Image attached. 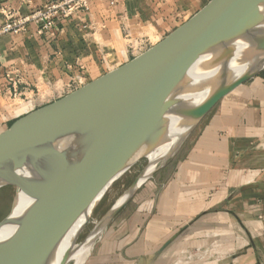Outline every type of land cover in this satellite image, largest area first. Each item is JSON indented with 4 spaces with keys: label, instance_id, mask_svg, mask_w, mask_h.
Wrapping results in <instances>:
<instances>
[{
    "label": "crops",
    "instance_id": "0c3cea01",
    "mask_svg": "<svg viewBox=\"0 0 264 264\" xmlns=\"http://www.w3.org/2000/svg\"><path fill=\"white\" fill-rule=\"evenodd\" d=\"M52 1L0 0V7L26 15ZM210 1L91 0L85 14L60 20L51 33L31 25L3 36L0 133L32 103H53L74 80L88 84L137 57L129 43L158 44ZM202 122L109 224L87 264H264V71Z\"/></svg>",
    "mask_w": 264,
    "mask_h": 264
},
{
    "label": "water",
    "instance_id": "95a60500",
    "mask_svg": "<svg viewBox=\"0 0 264 264\" xmlns=\"http://www.w3.org/2000/svg\"><path fill=\"white\" fill-rule=\"evenodd\" d=\"M262 6L264 0H211L158 44L1 132L0 190L14 188L16 198L0 222V264H53L61 253L64 264L74 233L137 163L136 154L145 146L152 149L177 98L198 92L230 64L231 55L219 52L245 37L260 39L264 49ZM263 71L259 64L242 79L220 81L194 117L188 137L225 96ZM188 137L141 184L140 176L131 194L97 224L100 239ZM70 139L80 147L72 157L66 150L54 152L56 144ZM19 195L29 201L20 209Z\"/></svg>",
    "mask_w": 264,
    "mask_h": 264
},
{
    "label": "bare ground",
    "instance_id": "6f19581e",
    "mask_svg": "<svg viewBox=\"0 0 264 264\" xmlns=\"http://www.w3.org/2000/svg\"><path fill=\"white\" fill-rule=\"evenodd\" d=\"M264 12V6L261 7ZM260 39L258 38H240L233 39L228 43L229 49H223L220 51L221 56L231 55V62L228 66L220 70L218 76L212 81L206 84L198 92L183 93L177 98L176 103L168 111L164 118V128L154 139L152 146H145L136 155L133 162H137L145 157L150 158V163L143 171V174L139 178V184L147 180L157 169L158 166L164 164L177 150L181 143L188 137L191 129L193 128V120L198 111L203 106V103L210 97L215 86L225 78L230 80H239L246 77L245 73L252 67L264 64V49L259 47ZM200 62L197 64V66ZM73 140V139H72ZM66 140L62 141L54 146V152L68 151V155L72 157L74 151H77L80 147L74 141ZM81 154H79L80 156ZM78 156V157H79ZM132 192V191H131ZM128 191L119 201L122 203L130 194ZM29 203L28 199L19 195L17 198L18 208H24ZM89 223L87 220L83 223L77 231L74 233L71 241L68 243V252L63 261L64 264H68L70 257L74 254V264H85L92 255L98 241L101 236V229L99 226L93 230L88 239L81 245H77L76 242L82 232L85 230ZM83 249L79 254L77 251ZM62 253L55 257L53 264H61Z\"/></svg>",
    "mask_w": 264,
    "mask_h": 264
},
{
    "label": "built area",
    "instance_id": "2783aa9c",
    "mask_svg": "<svg viewBox=\"0 0 264 264\" xmlns=\"http://www.w3.org/2000/svg\"><path fill=\"white\" fill-rule=\"evenodd\" d=\"M109 1L113 3L118 2V0ZM90 2L91 0H53L42 7L33 9L26 15L7 6L0 7V15L5 20L4 24L0 26V39L5 35H18L26 32L31 25H35L38 28L40 35L51 33L56 29L60 20L71 19L75 16L85 14L89 10ZM147 43H149L147 40H140L138 43L135 41V43H130L129 48L132 54L140 51L145 52L149 49H147ZM145 48L146 50L144 51ZM84 85H86L85 81L79 78L68 85L64 89V92L69 94ZM18 86V82L13 84L14 96L18 94ZM28 103H32V101ZM31 110L35 109L32 108Z\"/></svg>",
    "mask_w": 264,
    "mask_h": 264
},
{
    "label": "rangeland",
    "instance_id": "374dc122",
    "mask_svg": "<svg viewBox=\"0 0 264 264\" xmlns=\"http://www.w3.org/2000/svg\"><path fill=\"white\" fill-rule=\"evenodd\" d=\"M140 40H146V39H138L137 43ZM149 42V40H147ZM156 39H154L152 42L150 41L147 43V49L151 48L153 46V43H156ZM132 43H135L132 42ZM130 44V43H129ZM136 47V45H135ZM146 48L144 49V51ZM140 52H134V56H137L138 54L142 53ZM61 94V92H60ZM31 101L30 99L26 100L24 98V103H27ZM33 102V101H32ZM33 104V103H32ZM33 109H36L35 104L32 105ZM34 110L29 111L31 113ZM204 122H201L196 129L193 131V133L188 137V139L183 143L181 146V149L187 148L188 145L196 138L198 135V132L200 131L201 127L203 126ZM150 157V156H149ZM145 157L143 159H140L138 163H136L127 173L123 175V177L120 178L118 182L109 190L93 216L91 217L87 227L82 232L80 237L78 238L76 244L81 245L90 235V233L96 228L97 224L100 223V221L110 212V210L115 206V204L129 191V189L134 185V183L137 181V179L141 176L145 168L150 163V158L152 157ZM16 198V191L14 188L8 187L3 188L0 190V222L10 213L12 205L14 203V200ZM83 249L78 250L77 252L81 254ZM77 260L74 258V254L70 257V261L68 264H74ZM87 264V262L85 263Z\"/></svg>",
    "mask_w": 264,
    "mask_h": 264
}]
</instances>
